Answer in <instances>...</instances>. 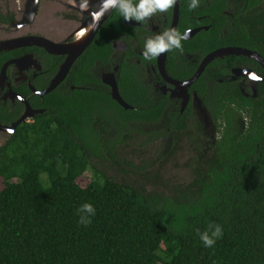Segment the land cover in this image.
I'll use <instances>...</instances> for the list:
<instances>
[{
  "label": "flooded vegetation",
  "instance_id": "af4514ba",
  "mask_svg": "<svg viewBox=\"0 0 264 264\" xmlns=\"http://www.w3.org/2000/svg\"><path fill=\"white\" fill-rule=\"evenodd\" d=\"M187 3L177 0L167 13L144 23L119 17L121 27L93 45L114 11L90 40L99 0H0V113L9 116L0 123L11 126L25 114L24 122H34L39 115L54 114L49 121L74 113L82 120L81 132L89 134L92 177L104 174L118 181V176L125 186L151 192L141 183L127 184L124 174L132 181V172L149 170L155 156L168 150L177 163L178 155H187L191 178L165 193L187 189L193 166L201 164L206 146L222 132L207 98L224 82L236 84L248 99L258 96L260 86L264 90V66L243 52L264 58L253 45L264 43L255 39L264 36V0H201L192 12ZM168 28L187 30L185 40L198 35L201 40L191 49L182 46L144 61L145 39ZM228 48L240 51L209 59ZM83 96L86 105H73L71 99ZM203 109L211 122L206 123ZM138 152L145 154L140 164L126 157Z\"/></svg>",
  "mask_w": 264,
  "mask_h": 264
},
{
  "label": "trees",
  "instance_id": "16d2710c",
  "mask_svg": "<svg viewBox=\"0 0 264 264\" xmlns=\"http://www.w3.org/2000/svg\"><path fill=\"white\" fill-rule=\"evenodd\" d=\"M119 17L114 10L93 45L121 27ZM196 38L182 46L191 49ZM253 45L264 55V43ZM71 100L87 104L85 96ZM206 104L221 136L193 166L187 189L171 195L104 174L86 179L89 134L74 113L19 123L0 145V264H264L263 87L248 99L224 82ZM85 202L96 209L87 227L76 215ZM209 223L224 234L205 248L197 230Z\"/></svg>",
  "mask_w": 264,
  "mask_h": 264
},
{
  "label": "clouds",
  "instance_id": "9594fccd",
  "mask_svg": "<svg viewBox=\"0 0 264 264\" xmlns=\"http://www.w3.org/2000/svg\"><path fill=\"white\" fill-rule=\"evenodd\" d=\"M177 0H99V11L94 19H99L104 13L115 10L125 22L144 23L157 14L169 11ZM201 0H188L187 9L192 12L200 7ZM187 30L182 34L175 28L164 31L145 39L142 50L144 61H151L172 50H181L182 41L187 38ZM96 209L93 204L85 202L76 209L77 223L87 227L95 216ZM224 234L219 223H209L203 231L197 230L200 242L205 248H212L216 241Z\"/></svg>",
  "mask_w": 264,
  "mask_h": 264
},
{
  "label": "rangeland",
  "instance_id": "374dc122",
  "mask_svg": "<svg viewBox=\"0 0 264 264\" xmlns=\"http://www.w3.org/2000/svg\"><path fill=\"white\" fill-rule=\"evenodd\" d=\"M8 135H9L8 133L6 134L3 132H0V145L4 143ZM143 156H145V154H143L142 152L132 153V154L126 153V157L129 159H132L134 164H140L141 162L140 157H143ZM185 157L187 158V155H185ZM185 157H182V156L180 157L178 155L179 161L177 163L175 159V155L168 154V150H167L166 152L155 156V164L152 163L151 164L152 166L150 167L149 170L144 171V173L142 174L138 173L140 176H138L137 170L136 172H132L133 173L132 181L126 180V179H129V176L127 174H124V178H125L124 181L129 185H136L138 183L139 184L141 183L144 185V188L146 189V191L169 192L168 190L171 188V186L174 183L175 184H180V183L185 184V182L189 181V179L191 178V170L190 168H188L185 162ZM92 165L96 168L100 167L101 169L105 167V164H102V163H99V164L95 163ZM113 167H114V172L116 174H120L119 172H117V171H120L119 170L121 169L120 166L116 165V167L115 166ZM59 169L61 170V172L65 173L66 166L63 163H60ZM92 173H93V170L89 168L87 170V173H85L84 177L86 179H89L92 176ZM115 177L118 179V181H122V178H119L118 176H115ZM85 178L84 180H86ZM44 185L46 186L49 185V182L45 181Z\"/></svg>",
  "mask_w": 264,
  "mask_h": 264
},
{
  "label": "water",
  "instance_id": "95a60500",
  "mask_svg": "<svg viewBox=\"0 0 264 264\" xmlns=\"http://www.w3.org/2000/svg\"><path fill=\"white\" fill-rule=\"evenodd\" d=\"M110 12L111 11L104 13V15L100 16L99 19L95 22L94 27H93L94 32L91 34L90 40L93 38V35L97 32L98 28L102 25V23L104 22V20L106 19V17L109 15ZM224 51H226V53H234V52L239 53L240 50H236L233 48L218 50V52L211 54L209 56V59L214 57L215 55L222 54ZM243 52L250 55L251 57L259 61L264 66V58L259 53L255 51H247V50H244ZM202 114L205 115L206 117V123L211 122L209 116L206 114V111L204 109L202 110ZM27 118H28V115L25 114L21 118H19L16 122H14L11 126L3 125L0 123V132L6 133V134L13 133L15 131L16 126L19 123L26 121Z\"/></svg>",
  "mask_w": 264,
  "mask_h": 264
},
{
  "label": "snow or ice",
  "instance_id": "6c2138e0",
  "mask_svg": "<svg viewBox=\"0 0 264 264\" xmlns=\"http://www.w3.org/2000/svg\"><path fill=\"white\" fill-rule=\"evenodd\" d=\"M255 78V77H254Z\"/></svg>",
  "mask_w": 264,
  "mask_h": 264
}]
</instances>
